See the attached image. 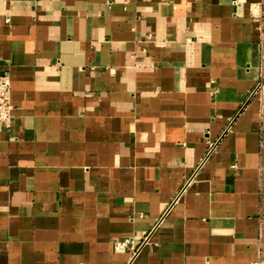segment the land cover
<instances>
[{"label": "crops", "instance_id": "1", "mask_svg": "<svg viewBox=\"0 0 264 264\" xmlns=\"http://www.w3.org/2000/svg\"><path fill=\"white\" fill-rule=\"evenodd\" d=\"M262 71L264 0H0V264H264Z\"/></svg>", "mask_w": 264, "mask_h": 264}, {"label": "built area", "instance_id": "2", "mask_svg": "<svg viewBox=\"0 0 264 264\" xmlns=\"http://www.w3.org/2000/svg\"><path fill=\"white\" fill-rule=\"evenodd\" d=\"M264 90V71L260 74L259 81L256 83L255 87L252 90V94H261ZM11 111L12 106L10 102V83L8 78L4 73H0V125L3 127H9L11 120ZM213 149V146L210 144L207 154ZM155 229H152L144 237L141 242L137 245H133L131 239L116 240L113 242V249L116 253H123L125 250L131 252V259L129 264L132 262V259L136 257L140 249L149 242L151 235Z\"/></svg>", "mask_w": 264, "mask_h": 264}]
</instances>
